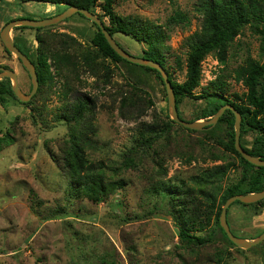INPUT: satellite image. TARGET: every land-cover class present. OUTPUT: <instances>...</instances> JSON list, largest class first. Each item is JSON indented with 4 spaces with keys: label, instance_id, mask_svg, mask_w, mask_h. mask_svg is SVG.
<instances>
[{
    "label": "rangeland",
    "instance_id": "obj_1",
    "mask_svg": "<svg viewBox=\"0 0 264 264\" xmlns=\"http://www.w3.org/2000/svg\"><path fill=\"white\" fill-rule=\"evenodd\" d=\"M199 1L116 0L114 11L141 24L161 27L165 33L166 66L177 81L183 82L188 41L200 30L203 19L197 10ZM65 9L66 5L36 0H0V32L12 19L38 20ZM178 10L188 20L169 23ZM96 14H103L100 7ZM103 20L110 23L107 15ZM96 30L91 20L74 14L42 30L15 28L12 36L14 40L22 38L33 54L40 36L56 51L73 52L78 64L83 53L93 51L90 43ZM114 38L131 54L142 56L146 47L143 43L123 33H115ZM263 40L259 33L246 27L231 47L226 66L208 56L202 64V84L196 94L202 93L222 72L227 81V97L235 98V93L245 92L244 85L236 81L235 70L248 57L264 62ZM106 64L112 69L107 83L104 68H99L95 75L85 65L77 71L74 68L72 73L69 65L65 72L73 90L66 96L65 79L55 74L54 82L28 103L11 95L0 101V138L9 133L16 140L0 151V264H102L104 256L110 260L114 257L120 264H264V244L243 251L229 246L222 240L214 217L206 229L215 232V242L191 250L182 248L178 229L163 208V199L154 193L158 179L192 182L197 175L226 162L212 160L209 147L203 146L207 140L202 133L205 130L190 133L173 126L170 135L155 145L156 153L152 149L137 154V165L118 173L116 179H124L126 185L107 202L94 203L70 196V176L63 160L69 128L57 116L66 113L77 96L88 94L96 101L95 131L92 145L86 148L88 157L92 162L111 167L121 165L143 122H152L155 114L163 120L169 115L166 88L155 72L132 68L124 62ZM0 66L18 73L23 92L31 90L29 72L16 55L6 51L1 38ZM52 70L55 73L54 67ZM129 84H135L153 99L155 105L146 114L139 116L130 107L122 114L120 94ZM206 106L204 99L185 97L179 108L183 118L191 119ZM255 136L256 132L244 136L246 146H251ZM214 150L221 153L220 147ZM117 200L123 201L122 209L115 205ZM118 213L129 221H119ZM228 220L235 233L255 237L264 231V205L256 210L233 203Z\"/></svg>",
    "mask_w": 264,
    "mask_h": 264
},
{
    "label": "trees",
    "instance_id": "obj_2",
    "mask_svg": "<svg viewBox=\"0 0 264 264\" xmlns=\"http://www.w3.org/2000/svg\"><path fill=\"white\" fill-rule=\"evenodd\" d=\"M36 1L57 6L66 5L67 8L68 6H77L86 8L95 14L97 13V7H100L103 14L98 15L102 20L105 15L110 17L109 24L103 21L105 27L113 36L115 33L132 36L139 43H143L146 46L142 50L143 54L141 57L160 62L165 67L175 91L177 108L182 119L186 121L207 119L213 116L223 105L231 104L241 113L243 118L241 145L248 153L264 159V62L248 57L245 63L235 70L236 81L241 82L246 88V91L242 94L235 93V98H229L225 95L227 81L223 72L211 81L202 93L196 94V89L202 84V64L208 56L215 57L219 64L226 66L231 47L246 27L252 28L261 35V39H264V0L199 1L197 10L203 19L200 30L188 41L189 51L186 59L185 80L183 82L177 81L166 66L165 53L163 51L165 33L161 27L156 24H141L131 18L118 15L114 11L116 0H103L102 2L100 0ZM77 14L88 19L81 13ZM187 20L188 16L178 10L175 11V14L168 21L176 24ZM93 24L97 29L90 43L93 51L83 53L82 62L78 64L74 62L73 52L68 50L56 51L46 44V39L40 36L37 37L40 44L34 54L23 43L22 38H15V44L32 59L36 66L39 88L35 97L54 82L55 74L63 76L65 79L64 95L66 96L67 93L71 92L73 90L71 79L65 72L69 65H71L72 73L74 68L77 71L79 66L85 65L95 75H97L99 68H104L106 71L105 83L110 81V73L112 72V69L106 64L107 61L112 64L124 62L132 66V68L152 71L162 79L156 69L137 65L123 59L109 45L98 25L96 23ZM16 28L24 29L28 27L19 26ZM32 29L42 30L43 27ZM6 51L11 54L7 49ZM100 58L102 62L98 61ZM3 67L9 68L8 66ZM53 67L55 68V73L52 70ZM128 86L127 91L125 90L120 94L122 114L126 107L138 111L139 116L146 114L147 110L155 105L153 99L135 84H129ZM9 95L15 96L11 80L9 78L0 80V101L7 99ZM185 97L195 98L196 100L204 99L207 102V106L196 117L185 119L181 116L179 108L181 101ZM95 108L96 101L94 97L86 94L83 97L77 96L75 101L70 104L68 110H66L67 112L57 116V118L64 120L69 128V139L66 140L63 148V160L70 176L69 193L73 198H86L94 203L107 202L126 185L124 179H116L119 176L118 173L124 168L136 166L137 154L148 152L152 149L155 152V145L161 139H166L170 135L173 126L177 125L190 133H198L196 130L178 125L170 119L169 115L165 116L167 120H163L161 115L155 114L152 122H143L138 127L134 145L124 155L121 165L111 167L104 163L92 162L86 150L93 143ZM234 124L235 115L232 110L227 109L212 129L202 132L207 139L206 142H203V146L209 147L208 152L212 156V160L222 159L226 162L215 165L201 175H197L192 182H188L185 179L175 182L169 179H158L155 181L154 193L163 199V208L172 217L174 225L178 229L179 245L184 249L191 250L194 247H203L215 242V232L206 229L214 217L216 218L217 230L222 235V240L229 246L243 251L228 238L220 224V214L222 206L229 197L264 189V167L248 162L236 150ZM219 131L223 134H219ZM249 132H256V136L251 142V146L248 147L244 136ZM15 141L14 137L6 133L0 138V151L7 146L13 145ZM217 147L221 148V153L214 150ZM54 160L59 162L58 159ZM234 204L260 210L264 205V199L251 204L240 201H236ZM115 205L122 209L124 204L123 201L117 200ZM60 212L62 213L63 211L58 213ZM121 214H117L118 220L128 222V217ZM231 230L235 235L248 239H253L259 235L249 238L235 233L232 228ZM263 244L264 241L259 245ZM102 264L120 263L114 257L110 260L104 256Z\"/></svg>",
    "mask_w": 264,
    "mask_h": 264
},
{
    "label": "water",
    "instance_id": "obj_3",
    "mask_svg": "<svg viewBox=\"0 0 264 264\" xmlns=\"http://www.w3.org/2000/svg\"><path fill=\"white\" fill-rule=\"evenodd\" d=\"M81 13L88 19H90L93 23H96L98 27L101 29L102 33L105 35L109 45L120 55L123 59L145 67H149L152 69H156L164 82L167 97H168V109L170 118L179 125L191 130L202 131L206 129L213 128L220 118L223 116L227 109L233 111L235 115V148L236 150L250 163L264 167V159L260 156L252 155L245 151L243 146L241 145V133H242V115L241 113L231 104H226L220 107V109L211 117L207 119H200L195 121H186L182 119L179 115V111L177 108V99L175 95V91L172 85V82L169 78V73L166 71L165 67L157 61L147 59L145 57L136 56L131 54L129 51L122 48L114 36L107 30L105 27L104 21L99 17V15L93 13L92 11L86 8H79L77 6H68L63 12L56 14L51 17L43 18V19H31V18H16L10 20L4 28L0 32V38L4 43L6 49L16 55V57L21 61L22 65L26 68L31 76L32 82V90L29 94L24 93L19 86L18 73L10 68L0 66V80L9 78L12 83V90L14 95L20 102L27 103L29 102L33 96L37 93L39 88V78L36 71V66L33 61L19 49V47L15 44L14 38L12 36V30L19 26H26L32 28H41L52 26L58 23L65 21L70 18L74 14ZM264 199V189L262 191L251 192L247 194H237L229 197L224 206L222 207V211L220 214V224L227 234L228 238L239 248L241 249H249L261 244L264 241V231L256 236L253 239H248L244 237H239L235 235L228 222V209L229 207L235 203L236 201H240L242 203L250 204L256 203Z\"/></svg>",
    "mask_w": 264,
    "mask_h": 264
},
{
    "label": "flooded vegetation",
    "instance_id": "obj_4",
    "mask_svg": "<svg viewBox=\"0 0 264 264\" xmlns=\"http://www.w3.org/2000/svg\"><path fill=\"white\" fill-rule=\"evenodd\" d=\"M31 60H32V59H31ZM19 61H20V60H19ZM20 62H21V61H20ZM2 67H3V66H2ZM10 69H12V68H10ZM13 70H14V69H13ZM18 79H19V77H18ZM19 86H20V84H19ZM20 88H21V87H20ZM21 90H22V89H21ZM31 90H32V87H31ZM31 90H30L28 93H26V92H24V93L29 94V93L31 92ZM34 96H35V95H34ZM34 96H33V98H34ZM15 97H16V96H15ZM16 98H17V97H16ZM33 98H32L31 100H33ZM31 100H30V101H31ZM30 101H29V102H30ZM22 103H23V102H22ZM27 103H28V102H27Z\"/></svg>",
    "mask_w": 264,
    "mask_h": 264
}]
</instances>
